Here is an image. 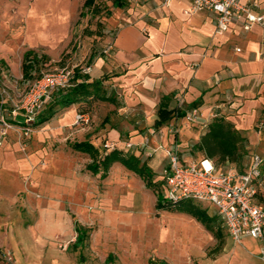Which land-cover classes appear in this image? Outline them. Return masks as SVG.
<instances>
[{
    "label": "rangeland",
    "instance_id": "obj_1",
    "mask_svg": "<svg viewBox=\"0 0 264 264\" xmlns=\"http://www.w3.org/2000/svg\"><path fill=\"white\" fill-rule=\"evenodd\" d=\"M85 1L0 0V120L4 117L12 125L1 136L4 127L0 121V261L264 264V240L236 244L213 205L193 201L209 217L218 218V238L186 208L158 207L159 200H167L165 170L170 158L166 149L178 145L182 160L202 159L195 146L208 125L199 108L204 124H189L180 118L183 108L189 113L194 107L181 109L174 99L170 106L174 122L155 127L153 115L159 105L136 103L135 82L126 75L125 67L113 66L104 53L115 39V29L131 22L135 9L149 1L157 8L155 0H128L129 8L124 11L113 9V0H96L95 9H84ZM28 51L42 57L35 75L76 66L79 71L91 69L79 80L106 77L103 87L118 104L94 102L83 109L79 105L61 109L50 121L30 127L26 135L25 126L17 124L11 113L34 83L23 80V59ZM101 57L105 64L99 68ZM83 110L90 119L77 123ZM18 122L24 118L20 116ZM173 126L179 130L177 135L169 132ZM260 126L256 124L254 131ZM245 136L248 156L244 166L249 167L254 153L264 154V138ZM79 142H90L101 156L114 150L138 156L153 173L152 187L119 162L103 178V169L89 167L91 156L73 147ZM127 144L132 147L126 148ZM79 234L81 242L75 244ZM258 246L260 250L248 258L234 253L238 247Z\"/></svg>",
    "mask_w": 264,
    "mask_h": 264
},
{
    "label": "crops",
    "instance_id": "obj_2",
    "mask_svg": "<svg viewBox=\"0 0 264 264\" xmlns=\"http://www.w3.org/2000/svg\"><path fill=\"white\" fill-rule=\"evenodd\" d=\"M242 1L251 6L256 15L264 16V0ZM155 3L157 8L152 7L153 2L149 1L144 7L135 9V18L115 29L112 50L105 53L108 45L104 50L111 59L110 63L115 67H125L126 75L135 82V91L138 89L139 95L135 96L136 103L143 107L151 104L160 106L162 98L166 97L170 100L169 109L173 110L170 106L177 99L181 109L188 106L199 108L208 126L224 118L234 123L245 138L246 133L249 138H264V27L253 24L246 30V21L240 16L221 35L217 33L215 12L185 13L193 0H172L169 7L162 6L159 0ZM128 8V0H125V7L115 6L113 0V9L124 11ZM107 15L110 17L111 12L108 11ZM94 59L92 56L90 60L93 62ZM104 64L101 57L97 67ZM81 74L82 70L76 69L74 85L84 80H79ZM187 111L183 108L180 114L186 115ZM153 117L156 123L158 111ZM173 118L169 122H174ZM259 123L261 128L254 131ZM208 126L202 130L200 139L208 132ZM259 154L263 157L264 166V154ZM201 160L185 161L180 156L182 164ZM254 187L257 203L264 206L263 170ZM215 212L221 221L216 207ZM212 218L220 235L218 218ZM249 239L245 238L243 243ZM260 247L248 250L238 247L234 253L248 258Z\"/></svg>",
    "mask_w": 264,
    "mask_h": 264
},
{
    "label": "built area",
    "instance_id": "obj_3",
    "mask_svg": "<svg viewBox=\"0 0 264 264\" xmlns=\"http://www.w3.org/2000/svg\"><path fill=\"white\" fill-rule=\"evenodd\" d=\"M171 3L172 0H163L164 7H169ZM202 10L217 14V33L221 35L225 34L231 23L240 16L246 21V30L253 24L264 27V16L256 15L251 6L243 4L242 0H193L185 13L193 15ZM112 48L113 46L109 45L105 53ZM237 51L240 52L239 49ZM76 69V66H68L54 73H45L22 95L20 104L11 115L15 122L20 116L24 118L23 129L26 135L36 117L52 100L54 92L73 86ZM90 71L91 69L87 68L83 69L82 73L88 74ZM5 93L3 90V94ZM76 119L77 123H80L88 122L90 118L79 114ZM184 119L189 124H204L197 108L187 113ZM0 121L4 127L1 136H4L6 128H12V125L8 124L4 117H1ZM169 132L177 135L179 130L173 126ZM131 147V144H127L126 148ZM166 153L170 158V166L165 170L167 198L170 201L176 203L191 200L214 205L228 235L236 244H242L245 238L264 240V206L257 203V190L254 187L255 182L262 177L263 157L260 154H254L246 171L238 173L229 168L219 170L209 159L182 164L178 145L166 149ZM261 254L264 261V247Z\"/></svg>",
    "mask_w": 264,
    "mask_h": 264
},
{
    "label": "trees",
    "instance_id": "obj_4",
    "mask_svg": "<svg viewBox=\"0 0 264 264\" xmlns=\"http://www.w3.org/2000/svg\"><path fill=\"white\" fill-rule=\"evenodd\" d=\"M96 0H87L84 9L96 8L94 7ZM114 5L118 7H125V0H114ZM96 13H100L99 10ZM42 57L35 51H28L24 55L23 59V80L24 81H36L43 76L44 73L35 75L37 68L40 65ZM78 76V71L77 74ZM88 78H85L82 82H76L72 87L65 89H58L54 92L52 100L47 104L44 110L36 117L34 125H42L50 121L59 110L69 108L75 105L85 108L88 104L94 102H107L117 105V101L114 96H109L108 92L104 89L103 84L106 78H102L96 81L88 82ZM169 98H162L158 110V120L155 123V127H161L169 122L174 116V110L169 109ZM86 110L81 112V115H87ZM88 116V115H87ZM179 117H184L185 114H179ZM18 122V120H17ZM19 123V122H18ZM25 125L24 122L20 123ZM208 132L201 137L200 141L195 146L197 151L203 155L202 159H209L214 162L215 166L219 170L232 169L238 173L246 171L244 166V160L248 156V151L245 148L247 139L243 136L242 132L239 131L235 124L226 121L224 118H219L212 122L208 126ZM73 147L76 150L85 152L92 158V164L89 166L96 171L99 168L104 170L103 178H107L108 172L113 164L119 162L124 165L128 170L136 173L144 180L148 181V187H152V171L141 163L138 156L130 154L126 156L120 150H114L109 153H105L101 156L100 151L95 148L90 142H79L75 143ZM263 179H264V166H263ZM158 207L163 210H179L186 208L185 210L191 211L192 214L202 222L203 226L214 234L217 238L219 237L216 231L215 219L209 217L206 212L200 210L194 206L191 200H181L179 202H172L168 198L163 203L159 200ZM189 208V209H188ZM81 225L76 224V230L79 231ZM81 235L77 236L75 244L81 242ZM113 256L108 257V261L111 262ZM0 264H10L2 263ZM153 264V262H150Z\"/></svg>",
    "mask_w": 264,
    "mask_h": 264
}]
</instances>
